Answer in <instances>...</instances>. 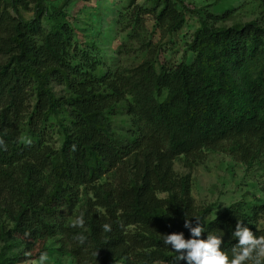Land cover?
<instances>
[{
	"label": "trees",
	"instance_id": "trees-1",
	"mask_svg": "<svg viewBox=\"0 0 264 264\" xmlns=\"http://www.w3.org/2000/svg\"><path fill=\"white\" fill-rule=\"evenodd\" d=\"M45 1L0 0V264L49 255L52 239L75 264H175L163 236L190 238L186 214L224 229L222 247L238 243L240 218L264 235V199L211 219L213 207L199 208L192 195V175L175 169L178 158L195 162L206 151L229 153L247 169L264 163V24L200 17L192 59L161 63L147 17L174 34L189 7L128 0L113 67L69 21L46 25ZM69 2L54 11L66 17Z\"/></svg>",
	"mask_w": 264,
	"mask_h": 264
},
{
	"label": "rangeland",
	"instance_id": "rangeland-1",
	"mask_svg": "<svg viewBox=\"0 0 264 264\" xmlns=\"http://www.w3.org/2000/svg\"><path fill=\"white\" fill-rule=\"evenodd\" d=\"M67 0H46L50 15L44 22L51 25L58 19L69 21L75 28L79 41L96 43L101 49L104 60L110 66L117 64L119 46L126 40V33L119 31L116 21L122 7L128 0H70L64 8L65 16L56 13ZM147 0H139L146 4ZM188 23L174 34L164 35L155 26L152 16L147 17L150 37L158 44V60L161 63L175 64L182 60L190 61L193 57L188 45L194 31L200 26V17L217 16L219 25H233L258 20L264 24V0H185ZM31 10H23L27 19L34 16ZM224 14L227 17L222 18ZM221 18V19H220ZM120 58V57H119ZM136 55L123 57L125 63L137 61ZM61 92V87H56ZM53 143L60 146L62 135L57 129ZM199 161H188L183 156L178 158L175 169L179 174L192 175V195L199 208L212 206L211 219L218 218L226 209L238 201L256 203L264 199V163L251 169L233 155L223 151H206ZM162 197L168 193H162ZM264 227V217L260 222ZM52 247L46 264H75L74 257L60 249L58 241L50 240ZM19 264H40L39 257H33ZM113 264H121L115 262ZM252 264V262H249Z\"/></svg>",
	"mask_w": 264,
	"mask_h": 264
},
{
	"label": "clouds",
	"instance_id": "clouds-1",
	"mask_svg": "<svg viewBox=\"0 0 264 264\" xmlns=\"http://www.w3.org/2000/svg\"><path fill=\"white\" fill-rule=\"evenodd\" d=\"M84 222L81 216L78 223L83 225ZM184 226L190 230V238H186L183 231L163 236V244L176 253L175 264H180L181 261H186L187 264H264V235L255 234L252 228L244 223V219H239L232 233V238H238V243L224 247L222 244H225V230H209L205 218L199 215L189 217L186 214ZM104 227L107 229L108 225ZM205 232L206 238L203 235ZM48 259L46 252L40 254V264H46Z\"/></svg>",
	"mask_w": 264,
	"mask_h": 264
}]
</instances>
